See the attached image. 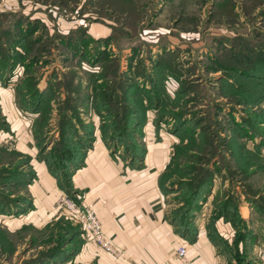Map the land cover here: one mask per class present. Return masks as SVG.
I'll return each mask as SVG.
<instances>
[{
    "label": "rangeland",
    "instance_id": "rangeland-1",
    "mask_svg": "<svg viewBox=\"0 0 264 264\" xmlns=\"http://www.w3.org/2000/svg\"><path fill=\"white\" fill-rule=\"evenodd\" d=\"M93 143L153 178L179 234L255 264L264 0H0V264H100L57 202L74 201L57 181L69 188ZM43 159L61 193L40 208L28 186Z\"/></svg>",
    "mask_w": 264,
    "mask_h": 264
},
{
    "label": "crops",
    "instance_id": "crops-1",
    "mask_svg": "<svg viewBox=\"0 0 264 264\" xmlns=\"http://www.w3.org/2000/svg\"><path fill=\"white\" fill-rule=\"evenodd\" d=\"M28 148L25 150L31 151ZM34 160L35 178L28 188L32 205L42 208V204L55 203L61 191L46 166ZM122 167L105 147L93 143L83 150L79 164L66 176L74 201L94 211L104 235L122 254L111 257L88 242L83 249H95L100 264H179L174 253L183 245L193 264H229L230 259L205 231L195 230L191 238L178 233L167 216L168 204L150 175L144 170L125 171ZM250 250L246 249L248 259L264 264V250L259 254Z\"/></svg>",
    "mask_w": 264,
    "mask_h": 264
},
{
    "label": "built area",
    "instance_id": "built-area-1",
    "mask_svg": "<svg viewBox=\"0 0 264 264\" xmlns=\"http://www.w3.org/2000/svg\"><path fill=\"white\" fill-rule=\"evenodd\" d=\"M57 202L63 204L66 210L71 211L76 216L84 232L95 245L109 255H121V250L104 235L100 220L89 207H81L75 201L68 199L64 194L58 197ZM174 255L178 259L179 264H193L188 256L186 247L183 245L176 249Z\"/></svg>",
    "mask_w": 264,
    "mask_h": 264
},
{
    "label": "trees",
    "instance_id": "trees-1",
    "mask_svg": "<svg viewBox=\"0 0 264 264\" xmlns=\"http://www.w3.org/2000/svg\"><path fill=\"white\" fill-rule=\"evenodd\" d=\"M82 155H83V152L80 154V158H78L77 160H75L73 163H72V162H69V163H68V167L66 168V173H65V176H64L63 178H65V177L68 175V173H69V169L71 170L72 168H74L76 165L79 164L80 159L82 158ZM43 161H44V164H45V166H46L48 172H49L51 175H53L54 177H56L57 179H59V176H61L62 174H59V173H58V174H57V173H53L51 167L49 166L48 161L45 160V159H43ZM57 183H58L59 187H60L62 190H64L63 192H66L65 189H68V188H67V187H64L63 182H61V181L59 180V181H57ZM194 233H195V231H194ZM185 235H187V233H185ZM192 236H193V235H192ZM192 236H190L189 238H191Z\"/></svg>",
    "mask_w": 264,
    "mask_h": 264
}]
</instances>
